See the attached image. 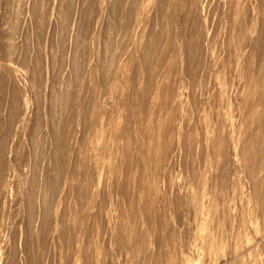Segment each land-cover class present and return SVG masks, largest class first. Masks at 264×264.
Returning <instances> with one entry per match:
<instances>
[{
    "label": "rangeland",
    "instance_id": "1",
    "mask_svg": "<svg viewBox=\"0 0 264 264\" xmlns=\"http://www.w3.org/2000/svg\"><path fill=\"white\" fill-rule=\"evenodd\" d=\"M0 264H264V0H0Z\"/></svg>",
    "mask_w": 264,
    "mask_h": 264
}]
</instances>
